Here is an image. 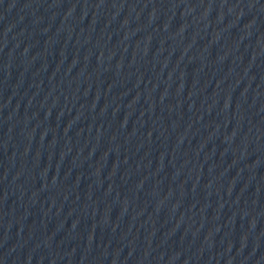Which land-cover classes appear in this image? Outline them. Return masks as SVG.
<instances>
[{
    "label": "water",
    "instance_id": "water-1",
    "mask_svg": "<svg viewBox=\"0 0 264 264\" xmlns=\"http://www.w3.org/2000/svg\"><path fill=\"white\" fill-rule=\"evenodd\" d=\"M0 264H264V0H0Z\"/></svg>",
    "mask_w": 264,
    "mask_h": 264
}]
</instances>
